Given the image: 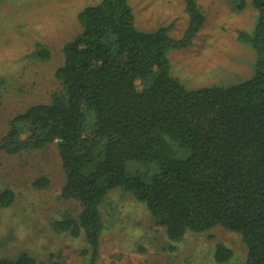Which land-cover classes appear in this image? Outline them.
<instances>
[{
  "label": "trees",
  "instance_id": "trees-1",
  "mask_svg": "<svg viewBox=\"0 0 264 264\" xmlns=\"http://www.w3.org/2000/svg\"><path fill=\"white\" fill-rule=\"evenodd\" d=\"M184 1L190 21L177 39L165 28L138 29L129 0L84 8L81 31L63 47L59 88L48 102L15 115L0 141L11 154L56 144L65 176L61 197L77 201L80 212L55 226L82 234L87 264H98L106 225L100 205L117 187L144 203L172 242L221 226L241 235L244 264H264V0L250 1L254 28L238 35L258 55L252 75L195 89L171 73L167 57L205 23L197 0ZM230 4L238 12L246 1ZM32 55L45 61L50 50L38 45ZM130 161L157 164L158 172L127 175ZM48 184L46 176L34 182ZM14 200L12 189L0 192L1 208ZM214 255L225 262L233 251L219 243ZM0 264L38 263L20 253L0 257Z\"/></svg>",
  "mask_w": 264,
  "mask_h": 264
},
{
  "label": "rangeland",
  "instance_id": "rangeland-1",
  "mask_svg": "<svg viewBox=\"0 0 264 264\" xmlns=\"http://www.w3.org/2000/svg\"><path fill=\"white\" fill-rule=\"evenodd\" d=\"M243 10L230 0H197L205 23L192 42L167 52L171 73L188 88L230 84L249 78L258 55L239 32L252 31L256 11L245 0ZM101 0H0V141L10 120L33 104L48 102L59 88L56 70L63 47L80 31L78 14ZM135 24L143 31L165 28L174 39L183 36L190 16L184 0H129ZM38 45L50 50L41 61L32 52ZM151 79L143 82L149 86ZM1 143V142H0ZM138 170L145 178L157 164L130 161L127 175ZM49 184L37 188V178ZM65 181L55 143L22 153L0 148V192L9 188L15 200L0 207V257L28 253L38 264H87L82 234L60 231L55 224L75 217L79 203L61 197ZM106 225L98 264H244L247 248L238 232L216 226L202 233L187 232L179 242L168 239L153 224L144 203L131 191L117 187L100 205ZM233 251L225 262L215 260L217 244ZM91 256V251H90Z\"/></svg>",
  "mask_w": 264,
  "mask_h": 264
}]
</instances>
